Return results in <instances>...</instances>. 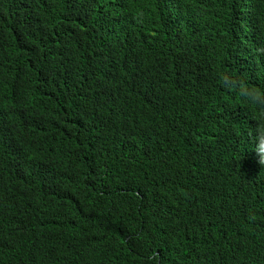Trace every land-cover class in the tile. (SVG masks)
Returning <instances> with one entry per match:
<instances>
[{"label":"trees","instance_id":"trees-1","mask_svg":"<svg viewBox=\"0 0 264 264\" xmlns=\"http://www.w3.org/2000/svg\"><path fill=\"white\" fill-rule=\"evenodd\" d=\"M243 3L0 0V264H264Z\"/></svg>","mask_w":264,"mask_h":264},{"label":"clouds","instance_id":"clouds-1","mask_svg":"<svg viewBox=\"0 0 264 264\" xmlns=\"http://www.w3.org/2000/svg\"><path fill=\"white\" fill-rule=\"evenodd\" d=\"M240 14L241 21L239 23V30L241 33H245L242 29H248V20L250 16V8L248 4L245 3V0L243 5L240 6ZM224 80L225 84L238 87L240 95L248 104L254 105L258 110H261V122H259L255 129L249 134V139L254 145V151L258 155L260 163L264 164V95H261L258 90L239 86L235 81H231L227 77H225Z\"/></svg>","mask_w":264,"mask_h":264}]
</instances>
